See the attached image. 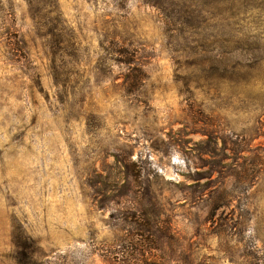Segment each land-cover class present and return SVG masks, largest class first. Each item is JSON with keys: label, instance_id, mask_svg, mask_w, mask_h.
Wrapping results in <instances>:
<instances>
[{"label": "rangeland", "instance_id": "obj_1", "mask_svg": "<svg viewBox=\"0 0 264 264\" xmlns=\"http://www.w3.org/2000/svg\"><path fill=\"white\" fill-rule=\"evenodd\" d=\"M0 264H264V0H0Z\"/></svg>", "mask_w": 264, "mask_h": 264}, {"label": "trees", "instance_id": "obj_2", "mask_svg": "<svg viewBox=\"0 0 264 264\" xmlns=\"http://www.w3.org/2000/svg\"><path fill=\"white\" fill-rule=\"evenodd\" d=\"M123 163V165H124V167H125V169H126V172H124L125 173V175H126V181H128V178H129V166L127 165V161L126 160H120L119 158H118V160H117V163Z\"/></svg>", "mask_w": 264, "mask_h": 264}]
</instances>
